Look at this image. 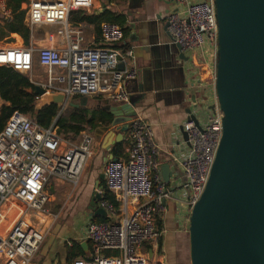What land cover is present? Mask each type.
<instances>
[{"label":"built area","instance_id":"obj_1","mask_svg":"<svg viewBox=\"0 0 264 264\" xmlns=\"http://www.w3.org/2000/svg\"><path fill=\"white\" fill-rule=\"evenodd\" d=\"M171 1L167 22L173 42L181 47L193 69L206 66L208 71L206 80L199 78L203 99L199 104L194 101L183 125L189 150L177 162L166 183L152 127L144 119L133 117L128 124L131 146L127 158L106 160L104 167L106 188L119 208L105 199L97 203L112 220L89 225L84 241L90 248L71 264H150L149 251L158 255L162 249L161 225L168 203L183 189L184 205L192 215L207 187L223 137L224 121L216 90L219 52L216 4L215 0ZM95 2L30 0L26 26L31 30L54 28L62 43L37 49L2 48L0 67L24 76L31 74L35 65L44 68L48 78L43 87L48 93H64L68 103L74 98H87L99 103L108 101L116 107L132 105L134 94L129 84L139 74L134 51L122 48L124 27L102 23L101 37L108 46L96 48L87 44L83 31L72 23L75 13L89 12ZM0 16L4 22L13 18L7 0H0ZM212 48L214 55L216 52L214 65L208 53ZM84 135L81 146L61 153L59 145L64 142L58 137L56 124L45 129L18 111L8 120L0 133V264H33L46 239L42 226L50 217L51 181L76 184L91 157L92 138ZM73 246L68 240L67 247ZM109 253L115 256H108Z\"/></svg>","mask_w":264,"mask_h":264},{"label":"water","instance_id":"obj_2","mask_svg":"<svg viewBox=\"0 0 264 264\" xmlns=\"http://www.w3.org/2000/svg\"><path fill=\"white\" fill-rule=\"evenodd\" d=\"M215 4L219 26L216 90L224 113L223 137L205 192L192 210L191 262L264 264V0H215ZM138 80L139 76L130 84ZM35 95L38 111L54 105L62 114L69 104L64 93H48L41 85H35ZM88 105L89 100L81 98L70 106ZM100 107L123 118L121 124L128 129L137 116L134 104L116 107L104 101L94 108ZM181 131L188 141L183 127ZM120 142L118 136L113 145ZM162 176L169 183V165L162 167ZM104 180L103 174L97 189ZM103 200L96 191L88 207L91 218L108 217L97 206ZM82 247L85 252L90 248L88 242ZM153 256L150 250V260Z\"/></svg>","mask_w":264,"mask_h":264},{"label":"crops","instance_id":"obj_3","mask_svg":"<svg viewBox=\"0 0 264 264\" xmlns=\"http://www.w3.org/2000/svg\"><path fill=\"white\" fill-rule=\"evenodd\" d=\"M171 2V0H96L92 9L86 13L116 20L114 23L125 29L126 37L122 48L134 51V64L139 71L138 83L129 84L130 91L134 94L136 117L144 119L152 127L154 141L159 148L161 175L162 167L165 165H169L171 172L174 173L177 162L183 159L189 150V143L184 140L181 128L187 121L190 110L194 108V101L199 104L203 99L199 78L204 81L208 77V71H205L207 67L193 69L180 46L172 40L167 22L172 9ZM5 23L0 16V35L3 36L0 39V49L58 47L62 43L55 32L47 34L44 30H32L31 45L26 46L22 37L5 29ZM72 23L75 24L73 21ZM75 25L83 31L89 46L96 48L108 46L101 37L100 21L97 24L83 22ZM198 73L200 77L197 76ZM4 106L9 104L0 100V112ZM122 119L117 118L116 125L99 128L91 134L92 150L104 155L105 163L112 155L111 150L117 145H113V142L118 136L121 139L120 143L125 142V151L119 159L128 156L131 146L129 129L125 124H121ZM103 174L104 169L100 176ZM185 202L186 191L181 189V192L175 195V199L168 203V211L162 224L164 230L162 249L158 255L154 253L150 264H167L168 250L176 257L177 264H192L189 233L191 212L185 207ZM180 221L181 227L178 225ZM80 240L81 238L72 242H85L84 239ZM59 252L62 254V251ZM64 252V257L61 258L60 255L59 261L52 255L50 259L41 257L40 261L35 260L33 264H67V250Z\"/></svg>","mask_w":264,"mask_h":264},{"label":"trees","instance_id":"obj_4","mask_svg":"<svg viewBox=\"0 0 264 264\" xmlns=\"http://www.w3.org/2000/svg\"><path fill=\"white\" fill-rule=\"evenodd\" d=\"M7 1L13 18L10 22L5 23V29L11 34H18L24 40L25 45L30 46L32 30L25 24L26 8L29 5V0ZM72 21L75 24L83 22L97 24L100 21L101 25L103 22L114 23L116 20L103 19L95 14L88 15L78 12L72 16ZM2 37L0 35V39ZM0 100L9 104V106H4L0 112V133L13 113L17 111L29 116L45 129L56 124L59 135L65 137H79L85 132L93 133L99 128L112 126L117 119L111 114L110 110L104 107L91 108L89 105L79 108L68 107L62 114H60L61 110L54 105L46 106L38 111L37 101L39 98L35 95V84L28 76L21 75L8 67H0ZM124 145L125 142H122L113 147L111 153L114 159L123 156ZM99 189H101L106 201L119 208L116 198L107 190L105 181L100 183ZM111 220L110 217H92L91 224L108 223ZM83 255H85L83 247L78 243H74L72 248L67 247V264H71ZM108 256H115V253L112 255L109 253Z\"/></svg>","mask_w":264,"mask_h":264},{"label":"rangeland","instance_id":"obj_5","mask_svg":"<svg viewBox=\"0 0 264 264\" xmlns=\"http://www.w3.org/2000/svg\"><path fill=\"white\" fill-rule=\"evenodd\" d=\"M34 30H44L47 34L55 32L54 28L49 30L44 27H37ZM208 53H210V61L214 65L216 52L214 55V49L212 48ZM27 76L35 85L45 86L47 84L48 76L44 68L36 66L33 72ZM79 100L80 98L71 99L67 108L71 107V104H78ZM97 106H99V102L89 101V107L94 108ZM84 134L92 137L91 134L93 133L85 132ZM84 134L79 137H65L58 133V137L64 142L63 145H59L60 152L63 153L74 146H81L85 139ZM104 158L105 156L101 155L99 151L94 152L92 150L91 157L84 166L76 184L65 181H51L48 187V192L52 196L51 203L48 206L50 217L47 218L46 223L42 226L46 239L33 261H40L41 257L50 259L52 255L59 261L60 255L63 258L64 251L67 250L68 240L84 239V234L91 224L90 211L88 209L91 199L96 191L102 193L101 189L96 188V182L99 180L100 174L103 173ZM15 217L10 220L7 230L12 225ZM178 225L181 227V221ZM59 251H62V254ZM159 258H161L160 255ZM174 263L177 264V259L168 250L167 264Z\"/></svg>","mask_w":264,"mask_h":264}]
</instances>
